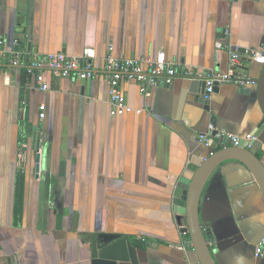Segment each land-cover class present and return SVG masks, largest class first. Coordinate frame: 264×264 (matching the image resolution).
<instances>
[{
  "label": "crops",
  "instance_id": "0c3cea01",
  "mask_svg": "<svg viewBox=\"0 0 264 264\" xmlns=\"http://www.w3.org/2000/svg\"><path fill=\"white\" fill-rule=\"evenodd\" d=\"M229 43L242 55L236 66ZM0 44V264H91L99 233L126 237L140 264H200L173 191L194 175L192 154L208 157L226 135L246 137L264 117L257 83L236 80H257L264 67L246 58L264 45V0H0ZM88 47L97 55L92 79L45 70L49 89L38 88L28 62ZM110 48L121 58L162 50L181 74L235 80L217 83L209 100L203 80L178 76L147 95L128 82L131 110L119 114L102 70ZM252 149L264 161V130ZM200 218L218 264H264L254 251L264 195L242 163L216 170Z\"/></svg>",
  "mask_w": 264,
  "mask_h": 264
},
{
  "label": "built area",
  "instance_id": "2783aa9c",
  "mask_svg": "<svg viewBox=\"0 0 264 264\" xmlns=\"http://www.w3.org/2000/svg\"><path fill=\"white\" fill-rule=\"evenodd\" d=\"M230 29H226L229 35ZM231 64L236 66L240 64L242 55L238 47L229 43L228 45ZM0 55L4 56L5 52L0 44ZM97 58L94 48H85L80 55H70L63 52L47 53L32 59L28 62L29 69L35 72V79L38 88L41 91H47L49 84L44 77V71L49 70L59 77H80L84 79H92L97 73L95 59ZM251 61H257L264 65V45L260 49H256L247 54ZM11 61L14 71H19L20 60L18 53H14ZM102 70L105 73L109 83V102L115 108L117 113L123 114L129 112L131 107L128 105L123 85L128 82H136L139 85L141 93L147 95L152 88L161 84L170 85L173 80L182 76L190 80H203L205 82L206 100L211 99L217 83L233 82L235 79L231 74H222L210 71H200L194 68H185L183 73L168 61L165 51L160 50L155 58L141 56L138 58H121L116 57L110 48L109 53L105 56ZM242 84L256 83L254 79L239 78L236 79ZM236 81V82H237ZM45 105H40V118H44ZM201 138L210 143L206 135ZM246 142L250 143L254 137L251 134L243 137ZM232 143L238 146L241 137L231 136ZM248 147H251L248 144ZM255 255L259 256L264 252V237L254 247Z\"/></svg>",
  "mask_w": 264,
  "mask_h": 264
},
{
  "label": "water",
  "instance_id": "95a60500",
  "mask_svg": "<svg viewBox=\"0 0 264 264\" xmlns=\"http://www.w3.org/2000/svg\"><path fill=\"white\" fill-rule=\"evenodd\" d=\"M257 92L260 106L264 115V67L257 80ZM199 83L198 81H196ZM205 89V82L202 83ZM209 103V101H207ZM264 130V117L252 132L254 139L248 143L240 139L238 146L232 143L231 137L226 135L225 145L216 149L208 157L192 154L188 168L194 171L189 178H182L180 184L173 191V209L182 232L189 234L188 245L192 246L200 264H218L204 233L200 218V206L204 190L208 181L216 170L227 161L242 163L252 174L264 195V161L252 149V146ZM248 144L251 147H248ZM50 181H46L48 194ZM183 218L186 225H183ZM140 264L138 250L126 237L114 233H99L97 238L92 237L91 264H118V262Z\"/></svg>",
  "mask_w": 264,
  "mask_h": 264
},
{
  "label": "trees",
  "instance_id": "16d2710c",
  "mask_svg": "<svg viewBox=\"0 0 264 264\" xmlns=\"http://www.w3.org/2000/svg\"><path fill=\"white\" fill-rule=\"evenodd\" d=\"M186 236L189 238L190 236H189V234H186Z\"/></svg>",
  "mask_w": 264,
  "mask_h": 264
}]
</instances>
